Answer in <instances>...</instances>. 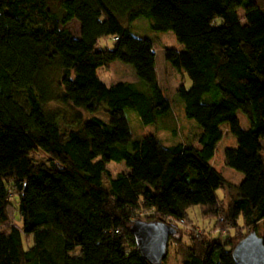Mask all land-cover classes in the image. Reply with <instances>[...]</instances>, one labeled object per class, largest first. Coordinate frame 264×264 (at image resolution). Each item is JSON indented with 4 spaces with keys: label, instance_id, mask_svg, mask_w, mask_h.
Returning a JSON list of instances; mask_svg holds the SVG:
<instances>
[{
    "label": "trees",
    "instance_id": "16d2710c",
    "mask_svg": "<svg viewBox=\"0 0 264 264\" xmlns=\"http://www.w3.org/2000/svg\"><path fill=\"white\" fill-rule=\"evenodd\" d=\"M138 15L181 43L162 56L189 78L174 91L199 126L197 144L132 136L123 107L143 124L170 110L151 41L121 22ZM71 17L77 35L60 26ZM104 35L110 47L97 42ZM115 58L148 90L104 83L95 69ZM52 98L90 115L75 112L61 131L44 106ZM101 102L105 118L92 114ZM222 123L235 137L222 156L241 172L237 182L210 162ZM263 151L264 0H0V264H153L129 230L140 213L174 226L167 242L181 264H235L231 246L264 218ZM106 161L126 169L110 174ZM194 205L203 225L191 221Z\"/></svg>",
    "mask_w": 264,
    "mask_h": 264
},
{
    "label": "rangeland",
    "instance_id": "374dc122",
    "mask_svg": "<svg viewBox=\"0 0 264 264\" xmlns=\"http://www.w3.org/2000/svg\"><path fill=\"white\" fill-rule=\"evenodd\" d=\"M237 10L239 12L240 7H237ZM121 22L129 26L133 35L145 36L151 41L153 48L155 49V70L157 73L158 84L163 94L170 101L169 112L163 116L157 117L153 124L140 123L137 121L134 110L131 107H123V112L127 117L132 136L142 132L152 131L158 135L162 143H173L176 140L193 141L197 131H199V126L192 118L184 116L181 101L176 97L174 91V88L179 81H182L183 84L187 86L189 84V78L186 73L182 71V69L172 66V64L164 60L162 56L163 46H172L179 49L181 48V43L176 40L172 30L170 29L158 30L150 28L148 25L149 19L143 15L134 17L128 23L125 20H121ZM60 26L67 27L72 35L78 34V21L73 17L60 24ZM112 40L113 37L111 35H104L98 37L97 42L110 47ZM95 71L98 77L106 84L111 81L124 80L132 82L139 89L148 90L146 85L135 76L131 65L127 62L121 61L120 59L115 58L107 61L106 63L97 66ZM44 106L57 113V125L61 131H66L68 128L74 127L73 118L75 112L80 111L82 116L90 115V113L81 108L71 106L69 103L60 102L54 98L47 100L44 103ZM92 114L105 118L104 104L102 102L99 103L97 109ZM235 114L240 126L245 127L247 125V120L243 113L239 109H236ZM220 128L221 136L214 146L210 162L223 174L225 179L237 182L242 176L241 172L226 165L223 162L222 156L223 147L234 145L235 137L225 128V124H220ZM33 157L36 160L45 159L44 154L40 151H36ZM105 165L110 174H113L122 168V164L115 161H106ZM101 185L102 187L107 186V177L105 174L101 175ZM214 191L218 197L222 196L224 193L221 186H216ZM225 196L226 193H224V197ZM225 199H227V197H225ZM10 200L13 202L12 197H10ZM193 209L195 210L194 212L198 214V210L195 205ZM142 214L143 213H140L141 217ZM190 217L192 223L197 226L203 225V223L207 221V218H202L199 214L197 216L190 214ZM20 221L21 218L17 217V222L19 223ZM178 226L181 227L180 224H178ZM255 230L264 239V218L256 221ZM180 231L179 236L181 240L184 243H188V237L184 230ZM174 248L175 247L172 241L167 242L163 264H181V259L176 255Z\"/></svg>",
    "mask_w": 264,
    "mask_h": 264
},
{
    "label": "water",
    "instance_id": "95a60500",
    "mask_svg": "<svg viewBox=\"0 0 264 264\" xmlns=\"http://www.w3.org/2000/svg\"><path fill=\"white\" fill-rule=\"evenodd\" d=\"M129 230L139 254L150 263L160 264L166 254L168 235L175 228L160 219L134 217ZM230 254L235 264H264V239L250 228L233 243Z\"/></svg>",
    "mask_w": 264,
    "mask_h": 264
},
{
    "label": "crops",
    "instance_id": "0c3cea01",
    "mask_svg": "<svg viewBox=\"0 0 264 264\" xmlns=\"http://www.w3.org/2000/svg\"><path fill=\"white\" fill-rule=\"evenodd\" d=\"M152 46H153V45H152ZM153 51H154V68H155L156 57H155V49H154V48H153ZM155 75H156V79H157V73H156V70H155ZM157 82H158V79H157ZM137 121H138V120H137ZM192 142L195 143V144H197V143L195 142V140H193ZM119 163L122 164V168H123V169H126V167L124 166V164H123L121 161H119ZM224 199H225V197H224ZM193 211H195V210H193ZM193 215H194V216H197L198 214H196L195 212H193Z\"/></svg>",
    "mask_w": 264,
    "mask_h": 264
},
{
    "label": "built area",
    "instance_id": "2783aa9c",
    "mask_svg": "<svg viewBox=\"0 0 264 264\" xmlns=\"http://www.w3.org/2000/svg\"><path fill=\"white\" fill-rule=\"evenodd\" d=\"M262 154L264 155V151L262 152Z\"/></svg>",
    "mask_w": 264,
    "mask_h": 264
}]
</instances>
